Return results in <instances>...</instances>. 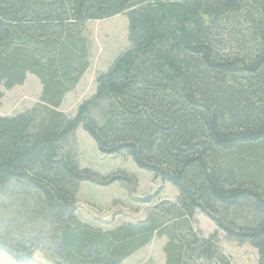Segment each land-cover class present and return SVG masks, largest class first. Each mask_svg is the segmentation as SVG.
Instances as JSON below:
<instances>
[{
	"label": "trees",
	"instance_id": "1",
	"mask_svg": "<svg viewBox=\"0 0 264 264\" xmlns=\"http://www.w3.org/2000/svg\"><path fill=\"white\" fill-rule=\"evenodd\" d=\"M118 14L129 45L68 116L59 107L90 65L86 26ZM28 74L40 103L0 113V249L17 264L37 252L121 264L163 236L166 264H231L220 233L264 264V0H0V106ZM80 124L100 153L131 159L176 199L115 228L82 220L80 183L118 177L81 167ZM198 212L212 233L196 228Z\"/></svg>",
	"mask_w": 264,
	"mask_h": 264
},
{
	"label": "rangeland",
	"instance_id": "2",
	"mask_svg": "<svg viewBox=\"0 0 264 264\" xmlns=\"http://www.w3.org/2000/svg\"><path fill=\"white\" fill-rule=\"evenodd\" d=\"M86 34L90 42V65L76 88L65 96L59 107L68 116L75 115L78 105L95 93L97 76L108 69L115 56L129 45L127 16L118 14L104 20H92L86 26ZM3 91L0 113L3 116L14 115L40 103L42 85L35 75L28 74L22 84ZM72 138L82 168H89L100 176L115 174L118 177L109 185L91 181L80 183L76 206L82 220L103 228H115L124 222L136 223L144 219L148 209L160 200L176 199L178 190L173 185L155 179L151 173L138 168L131 159L100 153L81 124ZM148 198H152V201L146 202ZM0 200L8 202L7 194L0 196ZM195 226L203 234L216 229L215 223L200 212L195 214ZM219 240L224 252L231 255V264L257 263L258 252L249 242L239 244L227 239L223 233H220ZM166 242L165 236L154 237L121 264H166ZM0 264L17 263L0 249ZM22 264L52 263L37 252L34 260Z\"/></svg>",
	"mask_w": 264,
	"mask_h": 264
}]
</instances>
